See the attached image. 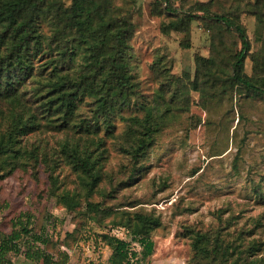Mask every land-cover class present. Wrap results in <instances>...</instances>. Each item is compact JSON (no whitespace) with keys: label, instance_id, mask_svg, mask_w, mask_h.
Returning a JSON list of instances; mask_svg holds the SVG:
<instances>
[{"label":"rangeland","instance_id":"rangeland-1","mask_svg":"<svg viewBox=\"0 0 264 264\" xmlns=\"http://www.w3.org/2000/svg\"><path fill=\"white\" fill-rule=\"evenodd\" d=\"M173 1L188 8L210 0ZM245 4L246 0H212L211 10L238 15L251 41L250 52H264V26L258 27L256 15ZM136 10L131 67L140 106L145 103L151 111L158 93L166 89L153 69L159 58L181 79L166 91L168 100L175 95L166 124L139 159L121 148L118 134L125 129L123 122H118L115 136L101 131L103 143L93 146L99 177L92 192L86 185L90 178L64 152V145L85 141L77 140L72 131L48 128L24 135L19 158L0 165V229L10 232L13 224L28 219L36 230L47 227L52 239L48 249L68 250L69 264H108L112 249L101 234L131 240L132 230L119 222L136 212L161 221L151 233L155 245L148 264H188L192 246L187 228H222L227 240L241 238L245 245L264 242V98L237 85L207 95L192 88L196 55H212V33L205 21L194 20L189 31L165 33L162 24L175 16L156 0H138ZM223 39L222 67L229 70L230 55L241 43L236 32ZM245 72L253 75L251 56ZM141 108L125 114L143 116L146 109ZM82 110L91 116L86 103ZM9 111V104L0 101V123L6 122ZM64 193L76 195L79 203L68 207L60 198ZM88 202L105 209L93 210ZM133 245L141 250L137 242ZM13 261L36 264L23 254L13 256Z\"/></svg>","mask_w":264,"mask_h":264},{"label":"trees","instance_id":"trees-1","mask_svg":"<svg viewBox=\"0 0 264 264\" xmlns=\"http://www.w3.org/2000/svg\"><path fill=\"white\" fill-rule=\"evenodd\" d=\"M137 2L0 0V101H6L12 109L6 122L0 123L2 168L23 152L21 137L44 128L72 131L77 140L85 141L83 145H64V152L90 178L86 182L90 192L98 183L99 160L93 146L103 143L101 131L115 136L118 122H123L125 129L118 134L121 148L135 159L146 153L172 109L170 101L175 95L168 100L166 91L181 79L170 73L166 62L159 58L153 69L162 76L166 89L158 93L151 111L137 101L138 83L131 67ZM156 3L175 16L162 24L163 32L189 31L194 20L203 19L212 33V55L198 53L195 57L192 88L207 95L223 93L237 85L248 94L264 98V52H250L251 41L238 15L212 11V0L196 1L188 8L177 6L173 0ZM245 5L256 15L258 27L264 26V0H246ZM233 32L241 47L232 51L230 68L226 70L222 67V49L226 45L223 38ZM248 56L253 60V75L245 72ZM84 103L91 116L84 114ZM133 107L146 111L143 116L125 114ZM34 155L37 162L43 161L39 154ZM60 198L70 208L79 203L77 196L70 193ZM88 206L96 211L105 209L93 202ZM160 222L158 217L136 212L119 222L132 230L131 240L101 234L112 249L108 264H148L155 245L151 233ZM221 230L186 229L192 246L188 264H264V242L245 245L241 238L227 240ZM134 242L141 246L140 251ZM51 243L47 227L36 230L30 219L19 221L10 232L0 229V264H15L13 256L20 254L36 264H69L68 250H49ZM257 251L263 253L258 255Z\"/></svg>","mask_w":264,"mask_h":264}]
</instances>
